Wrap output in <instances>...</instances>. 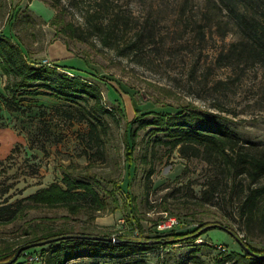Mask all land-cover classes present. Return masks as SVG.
<instances>
[{"label":"rangeland","instance_id":"obj_1","mask_svg":"<svg viewBox=\"0 0 264 264\" xmlns=\"http://www.w3.org/2000/svg\"><path fill=\"white\" fill-rule=\"evenodd\" d=\"M96 9L113 29L108 43L105 35L91 33L94 20L85 23L84 14ZM74 31L85 39L70 34ZM0 33L19 42L38 64L64 61L60 71L94 82L106 107L116 112L115 118L105 115L103 143L89 142L87 122L78 113L68 118L56 109L68 106L63 100L22 93L16 103L23 111L11 110L8 78L0 68V205L62 183L65 174L92 183L107 202L95 218L41 206L0 225L2 260L38 242L46 230L61 228L108 236L133 232L160 244L159 225L172 217L180 220L175 227L180 234L202 225L198 239L131 258L150 264H217L226 253L242 252L231 232L212 224L264 250V227L248 224L240 214L247 179H234L224 166L203 157H183L154 126L133 137L137 124L132 121L139 112L153 119L198 108L220 114L247 147L264 148V61L231 52L243 37L226 10L212 7L210 0H0ZM130 214L141 230L128 220ZM55 246L27 250L16 264H46ZM95 260L122 262L85 257L68 264Z\"/></svg>","mask_w":264,"mask_h":264},{"label":"trees","instance_id":"obj_2","mask_svg":"<svg viewBox=\"0 0 264 264\" xmlns=\"http://www.w3.org/2000/svg\"><path fill=\"white\" fill-rule=\"evenodd\" d=\"M210 1L212 7L217 5L220 11H227L243 37L238 44L234 45L239 47L232 49L231 52L248 56L246 59L253 61H264V0ZM97 11L100 10L96 9L93 12L88 10L84 14L85 23L94 20L91 33L100 34L102 37L105 35L104 41L108 43L107 36L113 29L110 25L103 24ZM200 31H203L204 36L205 28ZM70 34L79 39H85L76 31ZM62 62L64 61L56 60L51 65L38 64L30 59L19 42L5 33H0V68L8 78L5 90L11 95L10 100L7 101L11 110L23 111V106L16 103L17 97L22 93L48 95L63 100L68 103V106L56 109H63L68 118H73L78 113L81 120H85L89 126V142L100 145L103 143L101 133L106 132L108 126L104 119L105 115L115 118L116 112L113 108L106 107L103 92L94 82L60 71L63 69ZM90 101L94 103L89 108L87 103ZM132 124H137L133 129V137H136L139 129L154 126V129L162 131L168 137V140L164 142L172 149H178L183 157H203L211 163L224 166V170L234 179H247L248 185L245 187L247 192L240 205V214L246 218L248 224H259L260 227H264V148L254 150L247 147L239 133L229 126L220 114L205 112L198 108L185 109L173 114L159 113L153 119L144 118V114L139 112ZM12 153L7 158H10ZM152 172L153 169L149 171V177ZM106 204V198L92 183L65 174L62 183L52 182L49 186L40 188L25 198L15 202L7 200L0 205V225L12 223L25 216L30 210L41 206L65 208L71 213H86L95 218L96 213L103 210ZM133 217L134 215L130 214L128 220L135 224V229L141 230L142 224L134 221ZM175 227L159 230L160 234L156 237L164 240L160 244L144 241L142 236H134L133 232L116 235L122 240L118 244L83 238L54 241L51 244H57V246L49 253L46 264H68L77 258L85 257L120 258L121 264H150L145 259H133L131 256L152 250L157 246L191 243L198 239L197 233L203 229L200 225L195 231L180 234ZM231 231L251 250L264 255V250H258L241 238L237 232ZM72 234L93 235L86 231L61 228L46 230L44 236L37 237L36 241ZM19 248L14 250L10 260L15 257ZM25 251L21 252L18 260ZM18 260L12 264H16ZM5 262L7 261L0 257V264ZM88 264H101V262L95 260ZM217 264H264V258L253 256L242 248V252L226 253Z\"/></svg>","mask_w":264,"mask_h":264},{"label":"water","instance_id":"obj_3","mask_svg":"<svg viewBox=\"0 0 264 264\" xmlns=\"http://www.w3.org/2000/svg\"><path fill=\"white\" fill-rule=\"evenodd\" d=\"M209 227H220V228L226 229V230H228L229 232L232 233L231 230L227 229L225 226L220 225V224H212ZM69 238H83V239H92V240H102V241H109V242H113V243H117V244L122 241L117 236H100V235H91V234H72V235H65V236H61V237H58V238H52V239L42 240V241H38V242H32V243L23 245V246H21L19 248L16 256L12 260H10L8 262H5V263H2V264H12L13 262H15L17 260V258H18V256L20 255L21 252H23L25 250H28L30 248H33V247H36V246L46 245V244L52 243L54 241H59V240L69 239ZM235 238L238 240V242L240 243V245L242 246V248L247 253H249V254H251L253 256H257V257H260V258H264V255H259L255 251L251 250V248L248 247L243 241H241L239 237H235ZM154 242H156V243L157 242H161V240H159V241H153L152 243H154Z\"/></svg>","mask_w":264,"mask_h":264},{"label":"built area","instance_id":"obj_4","mask_svg":"<svg viewBox=\"0 0 264 264\" xmlns=\"http://www.w3.org/2000/svg\"><path fill=\"white\" fill-rule=\"evenodd\" d=\"M180 223V220H177V218L172 217L167 222H163L159 225L160 229H171L175 226H177ZM222 246H220L221 248Z\"/></svg>","mask_w":264,"mask_h":264}]
</instances>
